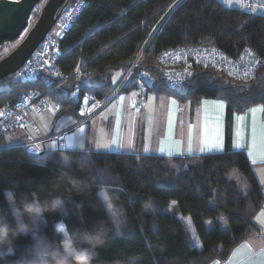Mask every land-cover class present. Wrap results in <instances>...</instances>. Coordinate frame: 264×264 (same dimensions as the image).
I'll use <instances>...</instances> for the list:
<instances>
[{
    "label": "trees",
    "instance_id": "trees-1",
    "mask_svg": "<svg viewBox=\"0 0 264 264\" xmlns=\"http://www.w3.org/2000/svg\"><path fill=\"white\" fill-rule=\"evenodd\" d=\"M84 1L58 61L70 77L48 93L59 107L57 116L80 119L85 95L106 100L119 85L115 74L124 77L136 62L130 83L121 89L125 93L135 91V79L148 73L155 81L149 93L192 107L204 99L224 101L225 151L167 158L67 150L35 157L25 147L13 146L10 134L0 133V264L226 261L258 232L255 219L264 205L246 154L232 148L234 116L255 105L264 107V14H248L219 0ZM203 44L234 58L249 48L263 64L247 83L198 68L185 85L172 89L159 56L179 46ZM77 66L89 76L74 75ZM39 87L10 76L0 82V106L14 105L25 90ZM73 93L76 97L70 98ZM60 222L64 231L58 229Z\"/></svg>",
    "mask_w": 264,
    "mask_h": 264
},
{
    "label": "crops",
    "instance_id": "crops-1",
    "mask_svg": "<svg viewBox=\"0 0 264 264\" xmlns=\"http://www.w3.org/2000/svg\"><path fill=\"white\" fill-rule=\"evenodd\" d=\"M160 97L161 95H156V99ZM116 98L117 103L114 107L78 128L76 122L73 123L66 117L59 120L56 125H49L50 128L42 132L37 118L34 117L36 114H33L27 122L25 131L11 135V143H22L28 137L44 139L61 130L71 129L66 136L68 151L143 154L167 158L200 157L225 151L227 106L224 101L204 99L192 107L189 102L179 103L168 97L165 115L156 125L157 130H151V127L150 130L145 131L148 123L145 103L142 110L131 112L127 104L128 93H120ZM186 103L189 112L181 121ZM55 114L58 117L57 113ZM86 125L88 126L85 127ZM78 129L80 131H77ZM153 133L156 137L151 143H147V135L152 136ZM25 148L34 149L33 156L38 157L43 152L57 151V144L55 140H50L41 143L38 147ZM232 148L233 151H242L246 154L264 196V107L262 105H255L244 113L234 116ZM255 223L258 227L256 234L237 246L226 261H215L212 264H264V205L256 216ZM187 224L194 244L199 249L201 246L197 245L195 237L197 234L188 221Z\"/></svg>",
    "mask_w": 264,
    "mask_h": 264
},
{
    "label": "built area",
    "instance_id": "built-area-1",
    "mask_svg": "<svg viewBox=\"0 0 264 264\" xmlns=\"http://www.w3.org/2000/svg\"><path fill=\"white\" fill-rule=\"evenodd\" d=\"M18 1V0H15ZM241 9L248 13H264V0H240ZM86 7L84 0H74L69 5L60 8L55 26L46 39L39 45L32 57L15 74L16 79L28 85L39 84V88L25 90L14 105L0 106V133L15 134L25 131L28 118L31 114H43L52 109L49 92L61 86L70 75L65 74L58 61L62 56V42L66 39L72 24L77 20ZM159 62L163 67V75L167 84L172 89L185 85L197 74V69H214L222 72L229 80L240 83H247L253 80L260 70L263 60L251 49L245 48L238 57H231L217 46L199 45L194 47L179 46L163 52L159 56ZM136 62L128 73L121 79L112 96L118 95L122 88L130 83L129 77ZM74 75L88 77L89 73L84 72L83 66H77ZM137 88L134 91L136 96L131 100L132 106L141 109L145 103L149 90L154 87L155 81L148 73H141L135 79ZM73 93L70 98H75ZM83 121L98 114L107 103H99L93 94L86 95ZM56 132L44 139L27 138L13 146L27 147L28 145L39 146L45 141L55 140L57 151H67L66 136L70 131ZM37 146V147H38Z\"/></svg>",
    "mask_w": 264,
    "mask_h": 264
},
{
    "label": "water",
    "instance_id": "water-1",
    "mask_svg": "<svg viewBox=\"0 0 264 264\" xmlns=\"http://www.w3.org/2000/svg\"><path fill=\"white\" fill-rule=\"evenodd\" d=\"M43 0H0V46L14 42L27 29L35 8ZM67 0H48L37 22L22 43L0 60V82L15 75L53 30L58 12Z\"/></svg>",
    "mask_w": 264,
    "mask_h": 264
},
{
    "label": "rangeland",
    "instance_id": "rangeland-1",
    "mask_svg": "<svg viewBox=\"0 0 264 264\" xmlns=\"http://www.w3.org/2000/svg\"><path fill=\"white\" fill-rule=\"evenodd\" d=\"M48 0H43L34 10L32 16L30 17L29 19V23H28V27L27 29L23 32V34L18 38V40L14 41V42H6L4 44H2L0 46V60L4 59L5 57H7L10 53H12L21 43L22 41L26 38V36L28 35V33L30 32V30L33 28V26L35 25V23L37 22L43 8L45 7L46 3H47ZM223 1V3L225 4V6L229 7V8H241L240 6V0H221ZM256 14H261L260 12H255ZM264 14V13H262ZM123 77V74H120V73H116L115 76H114V82L118 83L120 82V80L122 79ZM236 83H240V82H236ZM119 94L120 93H123V91H119L118 92ZM89 95V94H87ZM117 95L115 96H112V99L110 101H106L107 99H109L110 97H108L106 100H103V101H99L98 104L100 103H106L105 106L102 108V110L98 113V114H95L93 115L91 118H88L85 122H82L84 117L83 115L86 114L84 113V108H85V101L83 100V103H82V107H81V118L80 119H74V117H70V116H63V117H56V114L59 110V107L57 105H55L52 101H51V98H50V102H52L51 106H52V109L51 110H48L46 111L45 113L43 114H36L34 117L37 118V121H38V125L40 127V130L42 132H46L48 128H50V126L52 125H56L58 123L59 120L63 119V118H70L73 123L76 122V127H80V126H83L85 125L87 122H89L90 120H93L96 116L97 117H100L106 110L110 109L111 107H114L115 104L117 103V98H116ZM136 96L135 92L132 91L130 93H128V99H127V104L129 105V110L132 112L133 110H136V111H140L143 109V106L141 109H137L132 106V103H131V100L134 99V97ZM86 97V95H85ZM84 97V99H85ZM116 98V99H115ZM147 99H148V102H147ZM157 100V101H155ZM166 100H168V97H165L163 95H161L160 98L156 99V95L153 94V93H148L147 96H146V100H145V108H147V113H148V117H147V125H146V130L145 131H148L150 130V128L152 127L151 130H157V127L156 125L159 124L161 121H162V118L164 117L165 115V111H166ZM147 102V103H146ZM189 106H188V103H186L183 107V113H182V119L181 121L184 119V116L188 115V112H189ZM33 114H31L32 116ZM30 116V117H31ZM30 117L28 118V120L30 119ZM50 125V126H49ZM88 125H86L85 127H87ZM143 127V126H141ZM51 131V130H50ZM53 131H54V128H53ZM61 131H64V130H61ZM77 131H80V129H78ZM129 131V129H128ZM154 131V132H155ZM20 132H23V131H19L17 133H20ZM15 133V134H17ZM69 133V132H68ZM14 135V134H12ZM156 137V134L153 133V135H147V143H151L154 138ZM29 138V137H28ZM67 145V144H66ZM28 146H33V147H37V146H34V145H28ZM27 146V147H28ZM34 149H28L29 153H31L32 155H35ZM7 196L8 198L11 200L12 202V197H11V194L10 193H7ZM100 196L102 198H104L106 201L108 200L105 193L104 192H101L100 193ZM109 207V205H107ZM15 213L17 214V211L16 209L14 210ZM62 212L64 213V211L62 210ZM188 223L190 224L191 228L193 229V226H192V223L189 219H187ZM58 229L61 230V231H64V224L62 222H60L58 224ZM196 237V240L198 242V246L200 247V242L198 240V237L195 235ZM35 240H36V246L40 252L41 255H43V246H42V243L40 241L39 238L35 237ZM65 244L67 245L68 244V240L67 238L65 239ZM68 252L73 254L74 253V250L72 249H68Z\"/></svg>",
    "mask_w": 264,
    "mask_h": 264
}]
</instances>
